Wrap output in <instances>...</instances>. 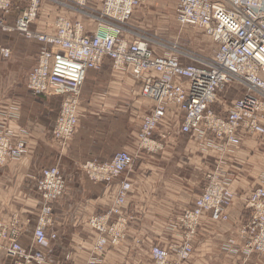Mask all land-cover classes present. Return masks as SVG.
Segmentation results:
<instances>
[{"label": "built area", "instance_id": "obj_1", "mask_svg": "<svg viewBox=\"0 0 264 264\" xmlns=\"http://www.w3.org/2000/svg\"><path fill=\"white\" fill-rule=\"evenodd\" d=\"M101 1L104 8L99 14L89 7L90 0H73L75 10L84 19L98 22L101 32L97 36L88 34L84 22L64 16L57 18L54 32L34 31L32 24L38 18L41 0H30L17 22L16 29L27 40L42 44L37 62L28 74L27 88L37 97H62V112L57 120L62 131L55 135L60 145H66L76 132L79 98L87 73L101 71L109 61L114 69L141 79L143 95L155 104L140 129L144 150H164L171 134H161L159 130L165 126L171 107L176 109L170 116L179 120V132L197 138L204 150L216 148L226 156L233 154L242 141L252 138L264 146V0H179L176 12L179 24L202 30L217 46L215 57L208 62L177 53L190 61L187 63L174 54L157 55L152 42L130 25L141 0ZM2 2L0 25L6 31L5 18L13 6L10 0ZM74 40L80 42V50L75 54L71 51ZM11 57L10 51L2 48L0 60L5 63ZM240 86L245 91L243 96L226 103L228 99L223 94L227 89ZM25 151L24 141L11 146L7 135L2 134L0 167L7 160H19ZM223 164L221 161L206 176L202 194L178 218L183 230L181 243L167 249L153 247L151 256L155 264H185L194 253L200 220L205 215H211L215 223L229 220L226 211L234 194L223 175ZM134 166V156L118 152L109 162L90 161L83 165V171L90 174L89 181L107 184ZM97 172L100 175L95 176L93 173ZM35 186L42 208L32 247L21 243L26 228L19 219L0 221V250L4 249L14 264H46L45 250L57 240V235L48 233V229L53 222L54 206L66 192L65 179L57 169H43ZM131 188L129 182L121 184L114 206L90 218L89 226L98 236L88 264H102L106 248L120 246L126 240L131 219L122 209ZM247 210V222L239 233L246 258L264 254V175L261 185L249 196ZM112 217H116L113 222ZM236 241L230 239L224 250L236 253L233 248Z\"/></svg>", "mask_w": 264, "mask_h": 264}, {"label": "crops", "instance_id": "obj_2", "mask_svg": "<svg viewBox=\"0 0 264 264\" xmlns=\"http://www.w3.org/2000/svg\"><path fill=\"white\" fill-rule=\"evenodd\" d=\"M11 1L9 23L23 14L30 2ZM65 1H43L32 29L52 33L57 18L64 16L82 20L88 34L93 33L96 22L84 19ZM90 2L93 8H102L101 0ZM163 5L157 3L156 11L162 14L166 6ZM138 10L130 24L143 28L154 13L147 11L144 18H136ZM0 44L12 51L9 61L0 60V131L7 129L13 142H26V153L21 159L0 167V220L9 222L14 216L28 220L29 228L23 239L26 247H32L42 208L36 179L42 169L57 166L66 180V192L54 206L53 222L48 229V233L57 235V240L45 251L46 264H87L97 239L89 220L109 211L122 181L132 185L122 210L135 217V221L128 227L126 240L120 246L106 248L102 264H155L151 248L167 249L180 241L181 229L172 225L177 224L176 218L184 210L194 206L207 184L206 176L221 161L223 175L235 193L233 205L227 211L229 220L215 223L209 214L202 217L194 254L185 264H264V255L246 258L239 239L248 219L247 199L261 185L264 175V146L258 139L244 141L225 157L216 148L203 150L196 138L179 132V120L170 116L176 109L171 108L165 126L159 130L161 134L167 131L171 134L164 150L156 153L140 150L138 136L142 121L154 104L143 97L140 80L114 70L107 61L101 71L88 73L81 91L75 136L62 148L53 136L62 97H37L27 84L14 85L16 79H27L37 62L40 45L18 33L3 34ZM174 56L183 63L190 62L176 52ZM225 95L234 100L240 97V92L228 88ZM120 151L134 155L133 170L111 183L89 181L82 170L85 162L110 161ZM230 239L237 240L233 247L236 253L224 250ZM0 264H12V258L4 250H0Z\"/></svg>", "mask_w": 264, "mask_h": 264}, {"label": "rangeland", "instance_id": "obj_3", "mask_svg": "<svg viewBox=\"0 0 264 264\" xmlns=\"http://www.w3.org/2000/svg\"><path fill=\"white\" fill-rule=\"evenodd\" d=\"M43 1H45V0H41L40 7H41V4L43 3ZM54 1H56V2L62 1L63 2V0H54ZM176 1L177 0H142V8H140L138 10L135 17L136 18L137 17L138 18L139 17L144 18L147 14V11H153L152 13H154V14H151V16L152 17L154 16V21H153V19L151 20V18H152L151 17L148 20V22L144 25L143 28H136V31L138 33H140L142 36L148 38L152 42V47L154 48V50H156V52L159 55L160 54L161 55L171 54V53L174 54V50H176L178 52L187 53V54L191 55L192 57L201 59L203 61H210L213 57V53H214V49H215L214 44L212 43L210 38L207 37L203 33V31H201L200 29L195 28V27H181L176 23L175 11H174ZM65 2L68 3L69 5H71L70 0H67ZM157 3H162V4L166 5V6L163 5L164 10H163L162 14L159 13L158 11H156ZM40 7H39V11H40ZM89 7L90 8L93 7L91 5V2L89 4ZM38 16H39V12H38ZM26 84H27V79L20 78V79H16L14 85L16 87L17 86L25 87ZM240 91L241 90L238 88L237 92H240ZM223 96L226 97L225 93L223 94ZM44 98H48V97H44ZM226 98L228 99V101L226 100V103L227 102L229 103L232 100V99H230L231 97H229V96ZM2 131L5 132L8 130L4 129ZM182 214L183 213H181L177 217V219H176L177 224L176 225L174 224L172 226L176 227L177 225H179L178 218ZM126 216L131 219L130 223L128 224V227H129L130 224L135 221V217H132L130 215H126ZM13 219H19L20 225H23L26 229L29 228L28 227V223H29L28 220L23 221L19 216H14L12 218V220ZM115 219H116V217H112L110 220H111V222H113V221H115ZM200 227H201V223H200ZM200 227H199V230H200ZM26 229L24 230V233L21 236V243L22 244H23V239L26 236L25 235ZM199 230H198V233H199ZM181 231H182L181 237H180L181 239L179 241L180 243L182 241V235H183V230L181 229ZM33 234H34V232H33ZM126 235H127V233H126ZM97 236H98V233H97ZM197 236H198V234H197ZM32 238H33V236H32ZM179 242H178V244H179ZM174 244H177V243H174ZM174 244H171L169 246V248ZM23 246H25V245L23 244ZM153 247L151 249H153ZM27 248H30V247H27ZM104 252H103V254H104ZM103 254H102V256H103ZM102 256H101V259H102ZM88 262H89V260H88ZM88 262H87V264H88ZM12 264H14L13 259H12Z\"/></svg>", "mask_w": 264, "mask_h": 264}, {"label": "bare ground", "instance_id": "obj_4", "mask_svg": "<svg viewBox=\"0 0 264 264\" xmlns=\"http://www.w3.org/2000/svg\"><path fill=\"white\" fill-rule=\"evenodd\" d=\"M11 1V0H10ZM11 3H12V1H11ZM90 4V3H89ZM178 4H179V0L177 1V8H178ZM2 6H3V2L2 3H0V9H2ZM141 6H142V0H141ZM69 8H71V9H73L74 11H76V12H78L77 10H75V5H73V0H72V4H71V6H68ZM103 8H104V3H103V1H102V8L100 9V10H98V9H96V8H91V10L92 11H94L95 13H99V14H101L102 13V11H103ZM177 8H176V12H177ZM24 13V12H23ZM79 14H81L80 12H78ZM8 16V15H7ZM7 16H6V18H5V22H6V25H7V27H6V31H2L1 29L3 28V27H1V25H0V38H1V36L3 35V34H13V33H18V34H20L25 40H27V38L22 34V33H20L17 29H16V27H17V22H18V20L19 19H21L20 17L22 16H19L16 20H15V22H13V23H9L8 21H7ZM80 21H82V20H80ZM92 21H94V22H96V25H97V27H96V30L93 32V33H89V34H92V35H95V36H97V34L99 33V32H101V31H98V29H99V24H98V22L96 21V20H93L92 19ZM132 21V20H131ZM176 21H177V16H176ZM83 22V21H82ZM100 23V22H99ZM177 23H178V25L179 26H181V24H179V22L177 21ZM55 25H56V23H55ZM131 25V24H130ZM181 27H190V26H181ZM98 31V32H97ZM39 33H41L42 34V32H39ZM101 34V33H100ZM211 40V39H210ZM27 41H32V40H27ZM212 41V40H211ZM32 42H36V43H38L39 45H40V50H39V54H40V52H41V43H39V42H37V41H32ZM213 43V42H212ZM71 46H72V48H71V51L75 54V53H77L79 50H80V42L79 41H77V40H74V41H72L71 42ZM215 46V45H214ZM216 47L217 46H215V49H214V53H215V50L217 51V49H216ZM2 48H4V49H7V50H9L10 51V53H11V55H12V51H11V49H9V48H7V47H4L2 44H0V58H1V53H2ZM154 52L156 53V50H154ZM174 52H176V53H181L182 54V52H178V51H176V50H174ZM214 53H213V57L212 58H214L215 56H214ZM39 54H38V56H39ZM157 54V53H156ZM184 54V53H183ZM157 55H159V54H157ZM37 59H38V57H37ZM203 62H208V61H203ZM111 67L114 69V67H113V64H112V62H111ZM114 70H116V69H114ZM116 71H119V72H122V73H126V74H129V75H131V76H133V77H135L136 79H138V80H140L141 82H142V95H143V88H144V82L141 80V79H139L138 77H136L134 74H132V73H130V72H125V71H120V70H116ZM90 72V71H89ZM88 72V73H89ZM98 72V71H97ZM88 73H87V75H88ZM87 75H86V77H85V80H86V78H87ZM85 80H84V82H85ZM238 88L241 90L240 91V97H242L243 96V94H244V92L245 91H243V89L241 88V86L240 87H237L236 89H235V91H238ZM29 89V88H28ZM30 90V89H29ZM234 90V89H233ZM31 91V90H30ZM82 91V90H81ZM32 92V91H31ZM33 93V92H32ZM143 97L144 98H146V99H149L150 101H152V99H150V98H147V97H145L144 95H143ZM81 100V95H80V98H79V101ZM153 102V101H152ZM153 104H154V102H153ZM154 106H155V104H154ZM79 108H80V103H79V106H78V111H77V121H78V113H79ZM171 108H174V107H171ZM170 108V109H171ZM62 112V108H60V112H59V115H60V113ZM151 113V112H150ZM149 113V114H150ZM148 114V115H149ZM59 115H58V117H59ZM148 115H146L145 117H144V119L148 116ZM58 117H57V119H56V123H55V126H54V129H53V136H54V138H55V135L57 134V133H61V131H62V127H61V125L58 123ZM144 119H143V121H144ZM143 121H142V123H143ZM141 127H142V125H141ZM77 129V128H76ZM141 129V128H140ZM55 131H57V132H55ZM167 132H169V131H167ZM76 133V132H75ZM163 133H166V132H163ZM170 133V132H169ZM2 134H6L7 135V139L9 140V143L11 144V146H17L19 143H21L23 140H19V141H17V142H13V140H12V136H11V133L9 132V131H0V136H2ZM139 134H140V131H139ZM74 136H75V134H74ZM73 136V137H74ZM138 138H139V136H138ZM195 138V137H194ZM197 139V138H196ZM57 140V139H56ZM72 139H69V140H67L66 142V145L71 141ZM58 141V140H57ZM197 141L199 142V146H200V148L201 149H203L202 147H201V143H200V141L197 139ZM25 142V141H24ZM242 142H244V141H242ZM26 143V142H25ZM58 143H59V141H58ZM141 143H140V138H139V147H140V150H143V151H146V152H149V151H147V150H144V148L142 147L141 148V146H142V144L140 145ZM66 145H64V146H62V145H60L62 148H65V146ZM204 150V149H203ZM120 152H126V151H120ZM158 152H160V151H158ZM26 153V151L23 153V155H22V157L24 156V154ZM127 153H129V152H127ZM149 153H156V152H149ZM129 154H131V153H129ZM132 155V154H131ZM228 155H230V154H228ZM115 156V155H114ZM132 156H134V155H132ZM227 156V155H226ZM21 157V158H22ZM224 157H225V155H224ZM20 158V159H21ZM12 160H14V159H12ZM15 160H17V159H15ZM8 161H11V160H7L6 162H4L5 164L8 162ZM90 161H97V160H89V161H87V162H85L83 165H86L87 163H89ZM111 161V160H110ZM99 162H102V161H99ZM105 162H109V161H105ZM4 164V165H5ZM4 165H1V167H3ZM44 169H57L59 172H61L62 173V175H63V177H64V174H63V172L61 171V169L59 168V167H57V166H52V167H47V168H44ZM82 169H83V166H82ZM43 170V169H42ZM87 176H88V178H90V174L87 172H85V170L83 171ZM129 172V171H128ZM127 173V172H126ZM95 176H97V175H100V173H93ZM125 174V173H124ZM123 174V175H124ZM122 176V175H121ZM120 176V177H121ZM119 177V178H120ZM119 178H117V179H115V180H113V181H116V180H118ZM226 178V177H225ZM38 179V178H37ZM64 179H65V177H64ZM227 180V179H226ZM65 182H66V180H65ZM93 182V181H92ZM124 182H127V181H122L121 182V184H123ZM94 183V182H93ZM227 183H228V185H229V182H228V180H227ZM121 184H120V186H121ZM230 191L231 192H233V194H234V198H235V193H234V191L232 190V189H230ZM251 195V194H250ZM249 195V196H250ZM234 198H233V201H232V204H231V206L230 207H232V205H233V202H234ZM116 199V198H115ZM248 199H249V197H248ZM248 199H247V202H248ZM114 203H115V200H114ZM114 203H113V205L111 206V208L114 206ZM229 207V208H230ZM192 208V207H191ZM228 208V209H229ZM228 209H227V211H228ZM226 211V212H227ZM227 215H228V212H227ZM177 219V218H176ZM201 221V220H200ZM38 224V223H37ZM36 227H37V225H36ZM35 227V228H36ZM178 228V227H177ZM182 232V231H181ZM96 241H97V239H96ZM180 243V242H179ZM96 245V242H95V244H94V246ZM93 246V247H94ZM112 246V245H111ZM162 248V247H161ZM152 250V249H151ZM194 254V253H193ZM262 255H264V254H262ZM191 259V258H190Z\"/></svg>", "mask_w": 264, "mask_h": 264}]
</instances>
